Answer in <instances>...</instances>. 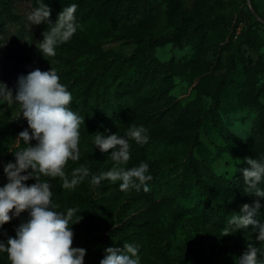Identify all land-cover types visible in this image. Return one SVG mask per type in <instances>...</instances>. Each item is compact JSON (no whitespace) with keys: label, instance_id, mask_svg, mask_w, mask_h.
I'll list each match as a JSON object with an SVG mask.
<instances>
[{"label":"rangeland","instance_id":"rangeland-1","mask_svg":"<svg viewBox=\"0 0 264 264\" xmlns=\"http://www.w3.org/2000/svg\"><path fill=\"white\" fill-rule=\"evenodd\" d=\"M103 1L45 0L53 23L63 7L78 4L79 26L69 41L57 46L55 56L44 57L39 45L51 25H31L27 20L38 0H4L0 4V82L14 93L20 76L37 68L56 70L73 96L72 110L84 117L80 159L69 160L65 166L69 179L81 166L95 175L115 166L109 154L95 148L94 133L124 136L133 126L142 125L150 137L146 144L153 149L134 156L146 144L130 140L131 158L125 167L147 162L150 174L161 176L164 183L159 199L198 195L191 188L193 167L200 171L205 166L216 176L229 175L233 185L228 191L221 189L216 211L196 210L195 216L176 222L172 205L167 200L157 203L143 189L122 191L119 181L110 180L92 186L90 177L74 189H65L62 178L40 175L41 181L51 184L57 211L77 209L73 222L80 221L72 225L73 246L86 249L85 259H90L101 257L109 244L135 243L140 247L141 264H223L232 256L238 238L264 252V242L256 241L252 226L224 235L231 216L242 204L252 202L244 193L240 170L248 165L243 161L246 157L264 159V0H138L131 15L123 13L114 21L94 14ZM187 14L216 21L197 28L186 20L178 41L143 45L154 35H171ZM122 57L138 59L136 70L142 66L149 70L144 89H153L155 98H161L145 104L125 94L119 125L112 130L101 124L87 133L88 116L100 119L110 112L114 87L126 76V71L115 76ZM27 127L16 105L0 102V186L7 182L3 165L14 162L13 152L26 147L22 141L17 144V135ZM100 190L109 214L105 209L90 211L87 200ZM97 215L118 235L94 240L91 231ZM22 216L14 219L20 224L27 213ZM257 219L264 222V208ZM14 236L7 226L0 228V240ZM0 254L10 264L7 253ZM258 260L264 261V255H258Z\"/></svg>","mask_w":264,"mask_h":264},{"label":"clouds","instance_id":"clouds-1","mask_svg":"<svg viewBox=\"0 0 264 264\" xmlns=\"http://www.w3.org/2000/svg\"><path fill=\"white\" fill-rule=\"evenodd\" d=\"M77 8L76 3L63 7L53 23L49 4L38 0V6L27 15L31 25H51L50 32L43 33L39 45L44 57L55 56L57 46L76 34L79 26ZM72 101L71 92L60 82L53 68L48 71L37 68L20 76L14 93L0 82V102L16 105L20 117L28 125L17 135V144L22 141L26 147L13 152L14 162L3 165L7 182L0 186V228L27 213V219L15 229V236L8 237L6 242L0 240V253H7L10 264H85L87 250L73 246L72 225L80 221L73 222L77 209L57 211L51 184L41 181L40 175L62 178L65 189H74L90 177L92 186L98 187L102 181L110 180L119 181L122 191H149L148 182L153 179L149 164L141 162L132 168L125 167L131 158L129 141L143 145L150 139L148 130L142 125L133 126L124 136L107 131L94 133L95 148L109 154L115 166L99 175L91 174L88 168L81 166L73 170L71 179L68 178L65 166L69 160L80 159V128L84 125V117L72 110ZM243 162L248 165L240 170L244 193L252 197V202L242 204L231 216L224 235L252 226L256 241L264 242V222L257 219L264 208V188L260 187L264 183V159L246 157ZM33 179L35 183H26ZM139 253L140 247L135 243H124L122 248L109 246L104 249L100 264H141ZM258 255H264V252L249 243L239 255L238 264H264L258 260Z\"/></svg>","mask_w":264,"mask_h":264},{"label":"trees","instance_id":"trees-1","mask_svg":"<svg viewBox=\"0 0 264 264\" xmlns=\"http://www.w3.org/2000/svg\"><path fill=\"white\" fill-rule=\"evenodd\" d=\"M4 0H0V4H3ZM139 4L138 0H104L102 3H99L93 10L94 14L99 17H104L111 21L116 20L123 13L131 15ZM192 20L197 28L207 27L213 24L216 19H208L201 20L193 17L191 15H184L179 21L180 23L175 27L174 32L171 35H154L148 39H146L143 43L144 46H154L160 42H169V41H178L183 32L184 21ZM137 60L134 57L126 58L122 57L120 64L116 67L118 73L115 76H119L123 71H126V76L123 82L118 83L114 87L113 93L115 97L112 101V106L110 108V112L107 111L103 115L108 114L107 116H102L100 119H97L94 116H88L87 126L84 129L88 132L93 131L100 126L104 125L105 128L114 129L116 128L120 122L118 116L121 115L125 108L126 103L122 101L121 98L123 95L128 94L131 97H138L145 104H152L156 99L161 97H156V92L153 89H144L146 86V76L149 73V70L142 66L138 70ZM123 62H125L126 67L124 68ZM110 64L109 66H111ZM112 71V70H111ZM108 93V89L106 90ZM89 94V92H87ZM110 102V101H108ZM107 105H110L107 103ZM106 106V103H105ZM103 104L99 106V109H102ZM153 149V147L148 146V144L144 145L143 148H138L132 154L134 156L140 157L145 155L146 152ZM94 174V173H91ZM194 183L192 185V189L198 190V195H195L192 198L183 197L181 195H176L172 199H159V193L161 192V188L163 186V180L161 176H153V179L148 182L149 191L148 194L153 200L157 203H162L164 200H167L169 204L172 205V218L176 222L183 218H188L191 216H195L197 214L196 210H209L210 212H214L218 209V199L220 197L221 189L223 191H228L231 189L233 185V181H231L230 176L225 175L224 177L216 176L213 173L209 172L207 167L200 166V171L193 167ZM233 177V176H232ZM105 197L102 195V190L98 191L95 197H89L87 202L89 203L90 211L97 213L98 211L105 209L106 213L109 214L108 207L105 204ZM192 206L195 208L192 210ZM22 216V214H21ZM23 217V216H22ZM105 219L101 215H97L96 222L94 224V228L91 231V237L94 240H99L101 238H111L115 237L118 234H113L112 230L108 229L109 227L104 226ZM18 221L12 219L9 224H5L10 230L15 232V229L19 226ZM103 232H107L106 234H100ZM116 246L114 245H107ZM119 247H123L122 245ZM246 249V245L242 242L240 238L237 239L234 245V251L232 256L223 264H238V257L242 254ZM101 257L93 255L90 259H85V264H100L101 259L104 257V252L100 253ZM0 264H8L2 258L0 254Z\"/></svg>","mask_w":264,"mask_h":264}]
</instances>
